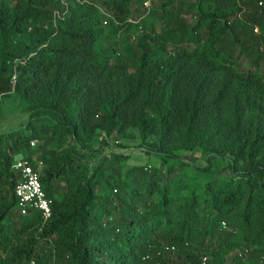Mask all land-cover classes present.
<instances>
[{"label": "trees", "instance_id": "trees-1", "mask_svg": "<svg viewBox=\"0 0 264 264\" xmlns=\"http://www.w3.org/2000/svg\"><path fill=\"white\" fill-rule=\"evenodd\" d=\"M146 1L0 0V98L12 94L29 115L0 134V264H264V0ZM243 6L252 7L248 23ZM131 33L132 64L116 59ZM222 104L228 114L216 119ZM201 124L208 139L221 132L225 147L212 152L232 156L234 176L161 188L136 168L107 200L95 192L101 169L87 178L62 148L68 135L97 131L136 130L146 142L155 127L156 151L180 140L192 150L204 143ZM44 136L57 139L39 169L51 215L24 218L12 166ZM61 178L66 190L55 198Z\"/></svg>", "mask_w": 264, "mask_h": 264}, {"label": "rangeland", "instance_id": "rangeland-1", "mask_svg": "<svg viewBox=\"0 0 264 264\" xmlns=\"http://www.w3.org/2000/svg\"><path fill=\"white\" fill-rule=\"evenodd\" d=\"M63 6L70 0H59ZM243 5L244 0H240ZM157 4L156 0H147L146 6ZM243 11L240 14V20L243 23L246 21L248 15L252 12V7L243 6ZM194 20H190L189 24L192 25ZM156 25V22L154 21ZM151 22L147 23L148 29ZM246 28L239 25L236 31ZM247 31H249L247 29ZM258 32L253 30V35H257ZM133 33L124 35L121 38V48L116 55V59H130L136 60L137 54L136 46L132 41ZM228 44L230 40H225ZM253 43V42H251ZM235 54L241 51L240 47H232ZM248 66V62H246ZM232 97H228L226 101L231 102ZM228 104H222L219 109L214 113L216 119L219 117H226L228 114ZM23 105L19 99L12 94L2 96L0 98V134L9 133L18 128H23L28 120V114L23 112ZM243 119H247L244 117ZM250 119V118H249ZM247 119V120H249ZM255 120L252 119V123L255 124ZM201 133L204 138V143L200 146L193 148L192 150L182 149V140L177 143H171L162 146L160 152L156 151L157 141L159 135L157 128L153 127L151 136L142 142L140 136L136 130H130L126 136H121L117 133H113L111 136H105L103 132L97 131L92 138H87L82 135L80 138L68 135L63 143L62 148H67L83 165L84 174L87 178L94 172L95 165L101 170L97 171L95 180V192L99 198L109 200L111 198V189L115 193L118 189L117 181L130 182L131 178H136V168H142L147 174H155L158 178L159 187H164L167 183L178 180L179 182H189L192 184H202L210 180H226L232 175L234 176L232 169H234L230 162L233 160L232 156L225 151L221 150L219 153L212 152V149L225 147L222 144V140L219 134L221 132L213 133L211 138H207L210 134L207 130V126L201 124ZM199 131V132H200ZM198 133V132H197ZM57 139L44 136L38 141H33L30 147L27 148L21 155H17L16 158L23 157L33 163H40L39 169L43 171L44 164L43 159L47 151L55 150L57 147ZM228 144V143H227ZM117 154H121L125 160H120L114 157ZM242 161H237L234 166L236 169L240 167ZM131 172V175L128 174ZM53 184V196L58 198L65 189V179L54 180ZM6 193L5 188L2 187L0 196H4ZM186 191L181 193L182 196L186 195ZM106 215L102 217V221L106 219ZM17 217L15 214L9 217V220H15ZM111 226V224H109ZM111 239L113 235L109 236ZM47 248H43L40 255H47ZM250 249H248V257ZM48 264H51L50 262ZM254 264V263H253ZM259 264V263H258Z\"/></svg>", "mask_w": 264, "mask_h": 264}, {"label": "built area", "instance_id": "built-area-1", "mask_svg": "<svg viewBox=\"0 0 264 264\" xmlns=\"http://www.w3.org/2000/svg\"><path fill=\"white\" fill-rule=\"evenodd\" d=\"M258 5L264 7L261 2ZM39 164L41 162L35 169L32 162L26 158L15 160L12 166L18 176L14 188L15 209L24 218L40 213L42 219L47 220L51 215L50 200L46 198L41 186Z\"/></svg>", "mask_w": 264, "mask_h": 264}]
</instances>
